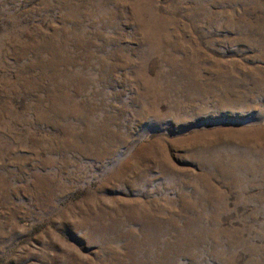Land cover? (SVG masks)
<instances>
[{
	"label": "rangeland",
	"instance_id": "obj_1",
	"mask_svg": "<svg viewBox=\"0 0 264 264\" xmlns=\"http://www.w3.org/2000/svg\"><path fill=\"white\" fill-rule=\"evenodd\" d=\"M0 264H264V0H0Z\"/></svg>",
	"mask_w": 264,
	"mask_h": 264
}]
</instances>
